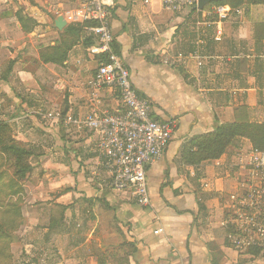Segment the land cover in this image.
Instances as JSON below:
<instances>
[{"label": "crops", "instance_id": "obj_1", "mask_svg": "<svg viewBox=\"0 0 264 264\" xmlns=\"http://www.w3.org/2000/svg\"><path fill=\"white\" fill-rule=\"evenodd\" d=\"M71 7L70 0H0V122L32 153L14 243L21 264H117L110 254L122 245L121 256L132 251L128 264H264V251L235 252L220 226L251 142L234 138L220 158L198 166L181 161L191 140L219 126L264 124V3L226 6L227 19L215 24L207 9L169 14L158 0H115L110 29L132 85L151 102L153 120L176 124L162 158L146 169L145 208L111 189L92 131L43 118L56 109L84 116L93 107L86 84L97 57L88 56L83 32L61 64L41 59L72 40L65 32L73 25L54 26ZM198 21L214 23L202 28V66L162 65L165 49L194 51ZM99 100L101 110L120 109L107 89Z\"/></svg>", "mask_w": 264, "mask_h": 264}, {"label": "built area", "instance_id": "obj_2", "mask_svg": "<svg viewBox=\"0 0 264 264\" xmlns=\"http://www.w3.org/2000/svg\"><path fill=\"white\" fill-rule=\"evenodd\" d=\"M158 1L162 10L169 14L199 11L198 0ZM70 2L72 7L63 11L61 16L68 24L82 26L85 40L91 42L87 48L88 56L97 57V67L86 84L93 107L84 116L74 117L71 113L56 109L43 118L49 122H62L92 131L97 137V152L103 168L111 179V189L118 193L128 192L138 206L149 207L146 169L162 158L176 124L174 121L160 122L151 118V102L137 94L130 71L120 54L113 50L110 20L115 0ZM141 2L146 5L151 0ZM206 9V18L217 19L215 24L227 19L231 12L226 6H210ZM236 11L239 13V10ZM212 24L196 22L194 51L174 53L170 48L165 49L161 64L177 68L184 66L187 61H196L197 66L201 67L200 50L205 44L202 28ZM221 37L222 30L217 28L213 39L219 42ZM106 89L118 96L119 110L100 109L99 95ZM236 167L244 174L220 226L227 231V241L235 252L264 251V151L251 150L238 158ZM161 231L159 229L155 233Z\"/></svg>", "mask_w": 264, "mask_h": 264}, {"label": "trees", "instance_id": "obj_3", "mask_svg": "<svg viewBox=\"0 0 264 264\" xmlns=\"http://www.w3.org/2000/svg\"><path fill=\"white\" fill-rule=\"evenodd\" d=\"M263 3L264 0H220L211 3L206 8L210 6H228L231 10H235L243 6ZM81 32H83L82 26L68 27L65 33L72 36L69 45L65 46V43H62L60 47L49 49L51 52L47 50L45 54H41L42 61L61 64L66 59L67 52L76 44ZM63 40L64 37H62L61 41ZM85 45L89 47L91 45L90 40H86ZM112 47L114 52L119 54L114 42ZM7 131L9 132V125L0 122V154L11 158L15 168L12 176L13 180L24 181L31 171L30 157L32 153L30 150L18 146L11 136L8 141L3 139L2 136ZM237 137L248 139L253 149L264 151V124H250L243 121L219 126L212 133L194 138L184 147L181 153V161L185 165L198 166L201 163L216 160L224 154L231 141ZM21 192V188H16L12 196H18ZM12 205L15 206L14 204ZM18 216L19 222H23L22 214ZM7 226L4 221H1L0 240L7 238L8 233L5 231ZM123 247V245L120 246L115 252L110 254L114 255L113 257L115 258L119 256L120 259H118L117 264H128V255L132 251H129L126 256H121L119 253L122 252Z\"/></svg>", "mask_w": 264, "mask_h": 264}, {"label": "rangeland", "instance_id": "obj_4", "mask_svg": "<svg viewBox=\"0 0 264 264\" xmlns=\"http://www.w3.org/2000/svg\"><path fill=\"white\" fill-rule=\"evenodd\" d=\"M6 124L8 125V123ZM10 136L14 135L9 126V132H5L2 138L8 141ZM12 139L14 141V138ZM14 170L11 158L0 154V223L4 221L8 225L5 229L8 233L7 238L0 240V264H21V258L15 253L14 243L17 241L18 231L23 225L22 222H19L18 215L22 214V209L26 204V194L23 188L26 179L24 181L13 180ZM16 188H21L22 192L18 196H12Z\"/></svg>", "mask_w": 264, "mask_h": 264}, {"label": "water", "instance_id": "obj_5", "mask_svg": "<svg viewBox=\"0 0 264 264\" xmlns=\"http://www.w3.org/2000/svg\"><path fill=\"white\" fill-rule=\"evenodd\" d=\"M215 1H220V0H198L197 8L199 11H202L206 6L210 5L211 3ZM54 26L58 30H61L62 28H64L66 26V23L63 17H57L56 20L54 21Z\"/></svg>", "mask_w": 264, "mask_h": 264}]
</instances>
